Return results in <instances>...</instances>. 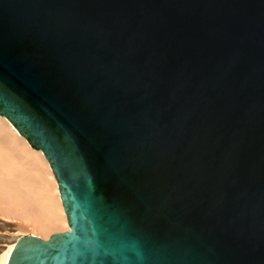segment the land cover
I'll return each instance as SVG.
<instances>
[{"label": "water", "instance_id": "95a60500", "mask_svg": "<svg viewBox=\"0 0 264 264\" xmlns=\"http://www.w3.org/2000/svg\"><path fill=\"white\" fill-rule=\"evenodd\" d=\"M0 116L68 224L7 264H264V0H0Z\"/></svg>", "mask_w": 264, "mask_h": 264}, {"label": "bare ground", "instance_id": "6f19581e", "mask_svg": "<svg viewBox=\"0 0 264 264\" xmlns=\"http://www.w3.org/2000/svg\"><path fill=\"white\" fill-rule=\"evenodd\" d=\"M0 220L17 225L18 232L13 234L17 239L31 235L48 240L51 234L68 230L56 179L47 161L3 116H0ZM15 241L1 251L0 264H7Z\"/></svg>", "mask_w": 264, "mask_h": 264}, {"label": "rangeland", "instance_id": "374dc122", "mask_svg": "<svg viewBox=\"0 0 264 264\" xmlns=\"http://www.w3.org/2000/svg\"><path fill=\"white\" fill-rule=\"evenodd\" d=\"M5 232H7V230H2V231H0V234H4V235H8V236H13V234L14 233H17L18 231L16 230L14 232H7V233H5Z\"/></svg>", "mask_w": 264, "mask_h": 264}, {"label": "snow or ice", "instance_id": "6c2138e0", "mask_svg": "<svg viewBox=\"0 0 264 264\" xmlns=\"http://www.w3.org/2000/svg\"><path fill=\"white\" fill-rule=\"evenodd\" d=\"M69 231H71V229H69Z\"/></svg>", "mask_w": 264, "mask_h": 264}]
</instances>
